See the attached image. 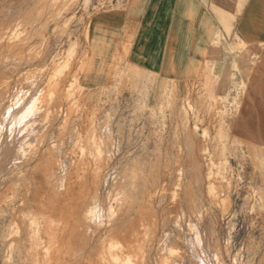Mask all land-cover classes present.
Listing matches in <instances>:
<instances>
[{"label":"rangeland","instance_id":"rangeland-1","mask_svg":"<svg viewBox=\"0 0 264 264\" xmlns=\"http://www.w3.org/2000/svg\"><path fill=\"white\" fill-rule=\"evenodd\" d=\"M135 1L0 0V264H264V42L183 7L164 78L130 61Z\"/></svg>","mask_w":264,"mask_h":264},{"label":"crops","instance_id":"crops-1","mask_svg":"<svg viewBox=\"0 0 264 264\" xmlns=\"http://www.w3.org/2000/svg\"><path fill=\"white\" fill-rule=\"evenodd\" d=\"M129 20L135 25V51L130 61L164 78L180 71L187 56L194 54L196 43L188 26L193 18L183 7L214 6L218 15H238L243 26L242 37L264 42V0H136ZM253 7V8H251ZM219 18V17H218ZM219 20V19H218ZM92 82L94 77L90 73Z\"/></svg>","mask_w":264,"mask_h":264},{"label":"bare ground","instance_id":"bare-ground-1","mask_svg":"<svg viewBox=\"0 0 264 264\" xmlns=\"http://www.w3.org/2000/svg\"><path fill=\"white\" fill-rule=\"evenodd\" d=\"M229 1H230V0H229ZM7 53H8V52H7ZM107 66H108V65H107ZM88 72H89V71H88ZM90 77H91V76H90V74H89V75L87 76V78H86L87 82L90 80ZM214 88H215V87H214ZM3 99H4V98H3ZM4 100H5V99H4ZM4 102H5V101H4ZM9 106H10V105H9ZM0 107H1V105H0ZM11 110H12V109H11ZM8 112H9V111H8ZM10 114H11V113H10ZM7 115H8V114H7ZM5 117H6V116H5ZM3 118H4V117H3ZM6 121H7V120H6ZM65 122H67V121H65ZM0 123H1V122H0ZM66 124H67V123H66ZM2 130H3V129H2ZM11 131H12V130H11ZM85 131H86V130H85ZM1 136H2V135H1ZM18 136H19V135H18ZM33 136H34V134H33ZM31 143H32V142H31ZM32 145H33V144H32ZM28 146H29V145H28ZM30 147H32V146H30ZM28 148H29V147H28ZM28 148H27V150L30 149V148H29V149H28ZM201 149H202V148H201ZM6 150H7V149H6ZM34 150H35V148H34ZM57 150H58V149H57ZM8 151H9V150H8ZM31 151H32V150H31ZM31 151H30V152H31ZM57 152H58V151H57ZM6 153H7V152H6ZM22 153H23V152H22ZM15 154H16V153H15ZM19 154H20V153H19ZM30 154H31V153H30ZM32 155H33V154H32ZM27 156H28V155H27ZM15 157H16V156H15ZM18 159H19V158H18ZM83 160H84V159H83ZM42 162H43V161H42ZM0 163H1V162H0ZM81 163H82V162H81ZM108 163H110V162H108ZM84 164H85V163H84ZM86 164H87V163H86ZM100 164H101V163H100ZM11 166H12V165H11ZM50 166H51V165H50ZM73 166H74V165H73ZM41 167H42V166H41ZM95 167H96V166H95ZM33 168H34V167H33ZM37 168H38V167H37ZM42 168H43V167H42ZM79 168H80V167H79ZM79 168H78V169H79ZM82 168H83V167H82ZM132 168H133V167H132ZM136 168H137V167H136ZM34 169H35V168H34ZM47 169H49V167H47ZM124 169H125V168H124ZM86 170H87V169H86ZM94 170H95V169H94ZM77 171H78V170H77ZM82 171H83V169H82ZM124 171H125V170H124ZM133 171H134V170H133ZM33 172H34V171H33ZM94 172H95V171H94ZM136 172H137V171H136ZM39 173H40V172H39ZM120 173H121V172H120ZM120 173H119V174H120ZM36 174H37V173H36ZM139 174H140V173H139ZM38 175H39V174H38ZM38 175H37V176H38ZM45 175H47V174H45ZM77 175H78V174H77ZM82 175H83V174H82ZM86 175H87V174H86ZM83 176H84V175H83ZM145 176H146V175H145ZM49 177H51V176H49ZM84 177H85V176H84ZM36 178H37V177H36ZM73 178H74V177H73ZM118 178H119V177H118ZM22 179H23V178H22ZM50 179H51V178H50ZM125 179H126V178H125ZM147 180H148V179H147ZM72 181H73V180H72ZM77 181H78V180H77ZM81 181H83V179H82ZM81 181H79V182L81 183ZM106 181H107V180H106ZM112 181H113V179H112ZM43 182H44V181H43ZM86 182H87V181H86ZM121 182H122V181H121ZM38 183H39V182H38ZM40 183H41V182H40ZM80 183H79V184H80ZM114 183H115V182H114ZM24 185H25V184H24ZM39 185H40V184H39ZM44 185H45V183H44ZM85 185H86V184H85ZM116 185H117V184H116ZM9 186H10V185H9ZM12 186H14V185L12 184ZM55 186H56V185H55ZM50 187H51V186H50ZM76 187H77V186H76ZM120 187H121V186H120ZM163 187H164V185H163ZM39 188H40V187H39ZM44 188H45V187H44ZM67 188H68V187H67ZM35 189H36V188H35ZM191 189H192V188H191ZM8 190H9V189H8ZM68 190H69V189H68ZM71 190H72V189H71ZM96 190H97V189H96ZM147 190H148V189H147ZM10 191H12V190H10ZM39 191H40V190H39ZM197 191H198V190H197ZM37 192H38V191H37ZM75 192H76V191H75ZM80 192H81V191H80ZM120 192H121V191H120ZM35 193H36V192H35ZM35 193H34V194H35ZM89 193H90V192H89ZM113 193H114V192H113ZM117 193H118V192H117ZM117 193H116V194H117ZM69 194H70V193H69ZM110 194H111V193H110ZM123 194H124V192H123ZM35 195H36V194H35ZM41 196H43V195H41ZM51 196H52V195H51ZM87 196H88V194H87ZM111 196H112V195H111ZM122 196H123V195H122ZM148 196H149V195H148ZM47 197H48V196H47ZM117 197H118V196H117ZM130 197H131V196H130ZM143 197H144V196H143ZM194 197H195V196H194ZM62 198H63V197H62ZM3 199H4V198H3ZM41 199H43V198H41ZM41 199H40V200H41ZM93 199H94V197H93ZM95 199H96V198H95ZM132 199H133V198H132ZM140 199H143V198H140ZM52 200H53V199H52ZM124 200H125V199H124ZM133 200H134V199H133ZM1 201H2V200H1ZM47 201H48V200H47ZM47 201H46V202H47ZM93 201H94V200H93ZM98 201H99V199H98ZM114 201H115V200H114ZM143 201H144V200H143ZM24 202H25V201H24ZM39 202H40V201H39ZM69 202H70V201H69ZM74 202H75V201H74ZM90 202H91V201H90ZM35 203H36V202H35ZM97 203H98V202H97ZM116 203H117V202H116ZM126 203H127V202H126ZM138 203H139V202H138ZM173 203H174V202H173ZM0 204H1V203H0ZM54 204H55V203H54ZM63 204H64V203H63ZM73 204H74V203H73ZM120 204H121V203H120ZM123 204H124V203H123ZM131 204H132V203H131ZM195 204H196V203H195ZM57 205H58V204H57ZM66 205H67V204H66ZM75 205H76V203H75ZM75 205H74V206H75ZM90 205H91V204H90ZM97 205H98V204H97ZM111 205H112V204H111ZM149 205H150V204H149ZM114 206H115V205H114ZM146 206H148V205H146ZM146 206H145V207H146ZM49 207H50V206H49ZM85 207H86V206H85ZM45 208H46V206H45ZM57 208H58V207H57ZM62 208H63V207H62ZM68 208H69V207H68ZM93 208H94V207H93ZM96 208H97V207H96ZM113 208H114V207H113ZM34 209H35V208H34ZM58 209H59V208H58ZM58 209H57V210H58ZM110 209H111V208H110ZM119 209H120V208H119ZM151 209H152V208H151ZM46 210H47V208L45 209V213L43 212V214H46ZM60 210H61V208H60ZM63 210H64V209H63ZM71 210H72V209H71ZM112 210H113V209H112ZM117 210H118V209H117ZM122 210H123V209H122ZM141 210H142V209H141ZM78 211H79V210H78ZM85 211H86V210H85ZM135 211H136V210H135ZM142 211H143V210H142ZM30 212H31V211H30ZM55 212H56V211H55ZM116 212H117V211H116ZM86 213H87V212H86ZM112 213H113V212H112ZM140 213H141V211H140ZM43 214H42V216H44ZM91 214H92V213H91ZM108 214H109V213H108ZM146 214H147V213H146ZM28 215H29V214H28ZM28 215L26 216L27 218H28ZM30 215H32V213H30ZM30 215H29V216H30ZM50 215H51V214H50ZM50 215H47V216H50ZM55 215H56V214H55ZM62 215H63V214H62ZM67 216H68V215H67ZM67 216H66V217H67ZM71 216H72V215H71ZM52 217H53V216H52ZM91 217H92V215H91ZM110 217H111V216H110ZM110 217H109V219H110ZM139 217H140V216H139ZM149 217H150V216H149ZM151 217H152V216H151ZM151 217H150V218H151ZM15 218H16V217H15ZM34 218H35V217H34ZM46 218L49 219V217H46ZM63 218H64V216H63ZM97 218H98V217H97ZM113 218H114V217H113ZM140 218H141V217H140ZM140 218H139V219H140ZM51 219H52V218H51ZM51 219H49V220H51ZM54 219H55V218H54ZM65 219H66V218H65ZM84 219H85V218H84ZM91 219H92V218H91ZM91 219H90V220H91ZM139 219H138V221H139ZM142 219H143V217H142ZM49 220H47V221L49 222ZM60 220H61V219H60ZM68 220H69V219H68ZM93 220H94V219H93ZM125 220H126V219H125ZM130 220H131V219H130ZM45 221H46V220H45ZM55 221H56V220H55ZM78 221H79V220H78ZM86 221H87V220H86ZM133 221H134V220H133ZM147 221H148V220H147ZM34 222H35V224H36V220H35ZM51 222H53V220H52ZM58 222H59V221H58ZM73 222H74V221H73ZM81 222H82V221H81ZM111 222H112V221H111ZM140 222L142 223V221H140ZM140 222H139V223H140ZM32 223H33V222H32ZM89 223H90V221H89ZM91 223H93V222H91ZM101 223H102V222H101ZM125 223H127V222H125ZM132 223H133V222H132ZM139 223H138V224H139ZM42 224H43V223H42ZM71 224H72V223H71ZM127 224H128V223H127ZM61 225H62V224H61ZM75 225H76V224H75ZM85 225H86V224H85ZM98 225H99V224H98ZM108 225H109V224H108ZM116 225H117V224H116ZM128 225H129V224H128ZM139 225H140V224H139ZM143 225H144V224H143ZM192 225H194V224H192ZM32 226H33V225H32ZM35 226H36V225H35ZM39 226H41V225H39ZM49 226H50V225H49ZM54 226H55V225H54ZM62 226H63V225H62ZM76 226H77V225H76ZM144 226H145V225H144ZM164 226H165V225H164ZM46 227H47V226H46ZM95 227H96V226H95ZM49 228H50V227H49ZM52 228H53V227H52ZM67 228H68V227H67ZM72 228H73V226H72ZM72 228H71V229H72ZM87 228H88V227H87ZM109 228H110V227H109ZM118 228H119V227H118ZM118 228H117V229H118ZM120 228H121V227H120ZM120 228H119V229H120ZM150 228H151V227H150ZM154 228H155V227H154ZM16 229H17V228H16ZM29 229H30V228H29ZM78 229H79V228H78ZM84 229H85V227H84ZM96 229H97V228H96ZM146 229H147V228H146ZM30 230H31V229H30ZM39 230H40V228H39ZM54 230H55V229H54ZM54 230H53V231H54ZM82 230H83V229H82ZM90 230H91V229H90ZM90 230H89V231H90ZM85 231H86V230H85ZM30 232H31V231H30ZM40 232H41V231H40ZM40 232H39L38 234H40ZM111 232H112V231H111ZM121 232H122V231H121ZM53 233H54V232H53ZM61 233H62V231H61ZM94 233H95V232H94ZM97 233H98V232H97ZM116 233H117V232H116ZM38 234H37V235H38ZM88 234H89V233H88ZM95 234H96V233H95ZM173 234H174V233H173ZM54 235H55V234H54ZM132 235H133V231H132ZM56 236H57V235H56ZM56 236H54V237H56ZM113 236H114V235H113ZM139 236H140V234H139ZM33 237H34V236H33ZM58 237H59V236H58ZM60 237H61V235H60ZM79 237H80V236H79ZM87 237H88V235H87ZM131 237H132V236H131ZM35 238H36V235H35ZM37 238H38V236H37ZM37 238H36V239H37ZM56 238H57V237H56ZM76 238H77V237H76ZM102 238H103V237H102ZM127 238H128V237H127ZM132 238H133V237H132ZM36 239H34V241H35ZM86 239H87V238H86ZM86 239H85V240H86ZM114 239H115V238H114ZM129 239H130V238H129ZM133 239H134V238H133ZM197 239H198V238H197ZM32 240H33V239H32ZM52 240H53V239H52ZM71 240H73V239H71ZM124 240H125V239H124ZM131 240H132V239H131ZM139 240H140V239H139ZM164 240H165V239H164ZM37 241H38V240H37ZM47 241H48V240H47ZM65 241H66V240H65ZM66 242L68 243L69 241H66ZM83 242H84V241H82V243H83ZM127 242H130V241H127ZM170 242H171V241H170ZM33 243H34V242H33ZM35 243H36V241H35ZM49 243H50V242H49ZM52 243H53V242H52ZM121 243H122V242H121ZM123 243H124V242H123ZM132 243H133V242H132ZM138 243H139V242H138ZM37 244H38V243H37ZM42 244H43V243H42ZM74 244H75V243H74ZM87 244H88V243H87ZM87 244H86V245H87ZM119 244H120V243H119ZM129 244H131V243H129ZM160 244H161V243H160ZM32 245H33V244H32ZM35 245H36V244H35ZM58 245H59V243H58ZM68 245H69V244H68ZM110 245H113V244H110ZM123 245H124V244H123ZM134 245H135V244H134ZM161 245H162V244H161ZM69 246H70V245H69ZM131 246H132V244H131ZM24 247H25V246H24ZM37 247H38V246H37ZM62 247H63V246H62ZM81 247H82V246H81ZM97 247H98V246H97ZM121 247H122V246H121ZM38 248H39V247H38ZM51 248H53V247H51ZM54 248H55V247H54ZM139 248H140V247H139ZM34 249H35V248H34ZM41 249H42V247H41ZM63 249H64V248H63ZM59 250H60V249H59ZM118 250L121 251V250L119 249V247H118ZM122 250H123V249H122ZM11 251H12V250H11ZM67 251H68V249H67ZM95 251H96V249H95ZM42 252H43V251H42ZM45 252H46V251H45ZM68 252H69V251H68ZM74 252H75V251H74ZM90 252H91V251H90ZM112 252H113V251H112ZM112 252H111V254H112ZM114 252H115V251H114ZM123 252H124V251H123ZM126 252H127V251H126ZM46 253H47V252H46ZM46 253H45V254H46ZM32 254H33V253H32ZM89 254H90V253H89ZM108 254H109V253H108ZM113 254H114V253H113ZM128 254H129V253H128ZM130 254H131V253H130ZM48 255H49V254H47V256H48ZM53 255H54V253H53ZM72 255H73V254H72ZM96 255H97V254H96ZM195 255H196V254H195ZM90 256H92V255H90ZM120 256H121V255H120ZM42 257H43V256H42ZM59 257H60V255H59ZM107 257H108V256H107ZM115 257H117V256H115ZM121 257H122V256H121ZM124 257H125V256H124ZM158 257H159V256H158ZM37 258H38V257H37ZM54 258H55V257H54ZM81 258H82V257H81ZM110 258H112V257H110ZM55 259H56V258H55ZM69 259H70V258H69ZM105 259H107V258H105ZM138 259H139V258H138ZM47 260H49V259H47ZM52 260H53V259H52ZM73 260H74V259H73ZM77 260H78V259H77ZM85 260H86V259H85ZM160 260H161V259H160ZM41 261H42V260H41ZM78 261H79V260H78ZM92 261H93V259H92ZM122 261H124V260H122ZM32 262H33V261H32ZM43 262H44V261H43ZM43 262H42V263H43ZM28 263H29V262H28ZM34 263L37 264L38 261H36V262H34ZM50 263H51V262H50ZM52 263H53V262H52ZM63 263H64V262H63ZM65 263H67V262H65ZM91 263H92V262H91ZM106 263H107V262H106ZM115 263H116V262H115ZM168 263H169V262H168ZM54 264H55V263H54ZM61 264H62V263H61ZM145 264H146V263H145ZM163 264H164V262H163ZM200 264H201V263H200Z\"/></svg>","mask_w":264,"mask_h":264}]
</instances>
